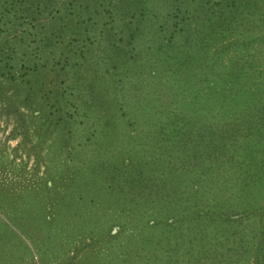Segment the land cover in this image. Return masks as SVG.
<instances>
[{
  "label": "trees",
  "instance_id": "16d2710c",
  "mask_svg": "<svg viewBox=\"0 0 264 264\" xmlns=\"http://www.w3.org/2000/svg\"><path fill=\"white\" fill-rule=\"evenodd\" d=\"M0 107L60 135L46 207L85 196L72 169L108 179L113 264H264V0H0ZM126 145L159 183L146 153L107 158Z\"/></svg>",
  "mask_w": 264,
  "mask_h": 264
},
{
  "label": "rangeland",
  "instance_id": "374dc122",
  "mask_svg": "<svg viewBox=\"0 0 264 264\" xmlns=\"http://www.w3.org/2000/svg\"><path fill=\"white\" fill-rule=\"evenodd\" d=\"M25 124V131L22 132L14 117L4 113L0 107V216L7 224V227L0 224V264H57L59 260H69L75 248L80 257H73L72 262H77L74 264H113L112 250L101 245L106 241V220L115 214L112 213L115 197L101 186L106 185L108 179L94 176L87 165L81 167L83 169H72L71 177L66 178L68 187L71 185L78 191L82 188L85 196L77 199L76 203L68 196L58 194L52 206L46 207L50 202V193L60 188L59 180H52L53 171L57 170L56 175L59 174V169L67 166V160L63 155L62 142L57 139L60 135L56 136L55 131L44 133L42 119L30 114L26 116ZM141 133L154 135L155 131L143 128ZM129 146L126 145L124 151L109 152L107 158L116 163L114 158L118 154L128 156L130 163L124 169L129 173L130 168L137 166L140 157L146 153L148 164L145 167L151 171L152 179L156 177L159 183L161 153L152 146L146 150ZM94 169L98 172L97 167ZM67 190L65 187V192ZM125 197L124 212H129L127 216L130 218L144 206H149L141 202L143 200L135 204L130 202L128 194ZM158 202L159 199L153 206L161 209ZM12 203L14 207L10 206ZM69 221L82 230L74 245L69 244L76 235ZM49 227L53 229L48 230ZM145 227L141 230L144 231ZM96 245L102 247L98 254ZM78 246L84 248L78 250Z\"/></svg>",
  "mask_w": 264,
  "mask_h": 264
}]
</instances>
